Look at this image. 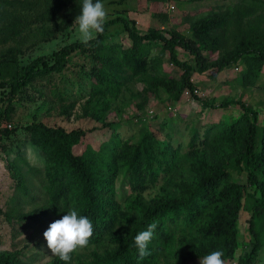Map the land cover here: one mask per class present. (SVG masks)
<instances>
[{"label": "trees", "instance_id": "trees-1", "mask_svg": "<svg viewBox=\"0 0 264 264\" xmlns=\"http://www.w3.org/2000/svg\"><path fill=\"white\" fill-rule=\"evenodd\" d=\"M74 1L14 0L8 5L20 10L41 8L39 16L48 20ZM190 1L200 3L206 0ZM232 10L236 21L258 14L255 27L247 29L249 31L243 34L231 53L209 65L205 64L200 48L190 39L176 33L167 36L153 29L141 34L132 21L122 16L107 20L104 32L88 43L72 42L25 65L18 63L14 57L0 63V119L5 117L7 106L25 87L38 79L63 72L74 52L93 53V65L89 71V78L93 80L92 95L94 92L104 97L116 90L122 69H131L136 75L146 71L144 58L151 44H159L171 66L179 71L181 88L203 109H224L230 104L240 108V114L229 121H206L203 136L197 129L191 133V148L200 145L209 147V141H212L233 145L232 153L214 163L211 151L212 156L205 152L198 155L191 152L190 155H196L191 158L196 178L186 184L181 195L167 200L145 203L140 198H134L128 202L129 219L125 221L128 226L124 233L119 232L124 216L115 199L114 177L122 172L133 192L144 190L148 184L155 185L161 176L168 182L173 168L180 161L178 150L170 142L144 130L136 142H123L112 133L97 147L86 143L83 150L76 153L74 148L82 145L97 128L66 130L60 126L29 125L28 138L45 157V190L49 205L19 215L20 221L35 220L49 214L62 217L75 209L92 222L93 235L88 247L103 243L113 246L112 250L105 251L102 256L94 255L89 261H80L78 250L67 264H200L203 257L217 250L224 253V264L234 258H237V264L258 262L259 253L264 248V123H259V113L254 107L240 100L215 104L200 98L191 82L195 72L203 73L208 68L220 71L241 61L253 62L254 65L246 68L245 75L256 73L264 63V0H235ZM114 25L123 27L132 41L131 50L116 55L105 46L107 30ZM178 49L183 50L190 61H180ZM159 80L152 85L157 87L168 81L165 78ZM177 98L178 94L174 95V99ZM115 125L112 122L103 123L101 128L111 131ZM231 169L244 173L246 183L233 179ZM245 205L251 212L248 220L251 241L241 257L237 256V223ZM153 222L157 227L147 249L151 255L138 261L134 237L147 230ZM19 255L20 252H0V264H26ZM49 264L65 262L54 257Z\"/></svg>", "mask_w": 264, "mask_h": 264}, {"label": "rangeland", "instance_id": "rangeland-1", "mask_svg": "<svg viewBox=\"0 0 264 264\" xmlns=\"http://www.w3.org/2000/svg\"><path fill=\"white\" fill-rule=\"evenodd\" d=\"M12 1L0 0V63H4L8 57H14L18 63L25 65L72 42L83 43L75 23L83 0L62 7L48 20L39 16L41 8L13 9L8 5ZM234 2L102 0L108 14L107 20L122 16L132 21L141 34L153 29L167 36L176 33L188 38L200 48L206 65L231 53L242 40L243 34L249 31L247 29L255 27L258 14L244 16L236 21L232 10ZM198 27L199 33H196ZM97 36L95 34L94 39ZM105 46L117 55L131 50L132 41L121 25H114L107 30ZM92 55L91 52H74L63 72L47 79H38L25 87L7 106L5 117L0 119V252H20L19 256L26 264H49L53 260L43 232L50 223L62 218L49 214L35 220L20 221L18 217L49 205L45 190V157L30 142L27 132L29 125L60 126L66 130L97 128L82 145L74 148L76 153L81 152L86 143L97 147L101 141L108 140L112 133L123 142H136L144 130L153 132L178 150L180 161L173 168V174H169L168 182L161 176L155 185L148 184L144 190L133 192L122 172L114 177L115 199L124 216L123 224L119 227L120 233L127 229V204L134 198L148 203L181 195L186 184L196 178L191 160L196 156L194 154L205 152L208 155L211 151L215 163L232 153L233 145L225 146L212 141H209V147L200 145L191 148V133L197 129L203 136L206 121H229L240 114V108L230 104L224 109H203L197 100L181 88L180 73L171 66L159 44H151L149 51H146V71L136 75L131 69H122L116 90L104 97L94 92L92 95L93 80L89 78ZM177 57L180 61H190L181 49L177 50ZM252 65L253 62L241 61L220 71L208 68L203 73L195 72L191 82L197 95L208 102L219 104L240 100L254 107L262 124L264 63L256 73L244 75L246 68ZM159 78L168 81L157 87L152 85L159 82ZM179 90L183 91L177 93ZM176 94L177 100L174 99ZM110 122L116 124L111 131L101 128L103 123ZM191 152L196 153L190 155ZM230 173L233 179H238L241 184L246 183L244 173L233 169ZM250 214L249 206L245 205L237 223V256H243L251 241L248 232ZM112 249L113 246L105 243L84 248L79 250L78 259L89 261L94 255L102 256L105 251ZM228 264H237V258ZM256 264H264V248Z\"/></svg>", "mask_w": 264, "mask_h": 264}, {"label": "clouds", "instance_id": "clouds-1", "mask_svg": "<svg viewBox=\"0 0 264 264\" xmlns=\"http://www.w3.org/2000/svg\"><path fill=\"white\" fill-rule=\"evenodd\" d=\"M108 14L102 0H83L80 14L75 17L79 38L88 43L95 38V34L104 32V24ZM157 224L148 225L147 230L139 232L134 237V247L138 250V261L151 255L147 250L152 240ZM93 235V225L86 216L79 215L77 210L71 209L62 218L50 223L43 238L51 256L58 257L65 264L71 260V255L89 246ZM222 251H213L200 260V264H224Z\"/></svg>", "mask_w": 264, "mask_h": 264}, {"label": "built area", "instance_id": "built-area-1", "mask_svg": "<svg viewBox=\"0 0 264 264\" xmlns=\"http://www.w3.org/2000/svg\"><path fill=\"white\" fill-rule=\"evenodd\" d=\"M8 127H10V126H8Z\"/></svg>", "mask_w": 264, "mask_h": 264}]
</instances>
